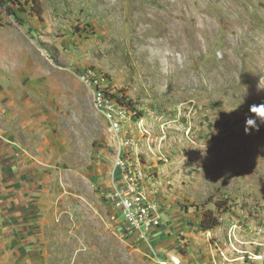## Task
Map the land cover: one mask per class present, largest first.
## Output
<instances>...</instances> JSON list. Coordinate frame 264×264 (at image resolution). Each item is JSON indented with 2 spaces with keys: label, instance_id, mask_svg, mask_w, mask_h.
<instances>
[{
  "label": "rangeland",
  "instance_id": "374dc122",
  "mask_svg": "<svg viewBox=\"0 0 264 264\" xmlns=\"http://www.w3.org/2000/svg\"><path fill=\"white\" fill-rule=\"evenodd\" d=\"M95 90L163 208L150 245L108 200ZM260 102L264 0H0V264H264Z\"/></svg>",
  "mask_w": 264,
  "mask_h": 264
},
{
  "label": "built area",
  "instance_id": "2783aa9c",
  "mask_svg": "<svg viewBox=\"0 0 264 264\" xmlns=\"http://www.w3.org/2000/svg\"><path fill=\"white\" fill-rule=\"evenodd\" d=\"M93 96L118 143L108 200L122 218L123 236L150 245L152 231L161 225L162 208L145 189L146 173L133 136L120 139L123 110L101 90L93 91Z\"/></svg>",
  "mask_w": 264,
  "mask_h": 264
},
{
  "label": "clouds",
  "instance_id": "9594fccd",
  "mask_svg": "<svg viewBox=\"0 0 264 264\" xmlns=\"http://www.w3.org/2000/svg\"><path fill=\"white\" fill-rule=\"evenodd\" d=\"M261 125H264V102L253 103L249 106L248 113L245 114L244 132L250 134L252 130L258 131Z\"/></svg>",
  "mask_w": 264,
  "mask_h": 264
},
{
  "label": "crops",
  "instance_id": "0c3cea01",
  "mask_svg": "<svg viewBox=\"0 0 264 264\" xmlns=\"http://www.w3.org/2000/svg\"><path fill=\"white\" fill-rule=\"evenodd\" d=\"M138 139H140V138H138ZM139 143H140V145H143L142 142H138V144ZM162 211H163V208H162ZM172 211L174 212V209ZM173 212H171V213H173ZM161 233H164V231H161L159 234H157V236H161L162 235ZM154 237H156V236H154Z\"/></svg>",
  "mask_w": 264,
  "mask_h": 264
},
{
  "label": "trees",
  "instance_id": "16d2710c",
  "mask_svg": "<svg viewBox=\"0 0 264 264\" xmlns=\"http://www.w3.org/2000/svg\"><path fill=\"white\" fill-rule=\"evenodd\" d=\"M201 225H202V227H203L204 229H209V228H210L209 226L204 225V218H203V220L201 221Z\"/></svg>",
  "mask_w": 264,
  "mask_h": 264
}]
</instances>
